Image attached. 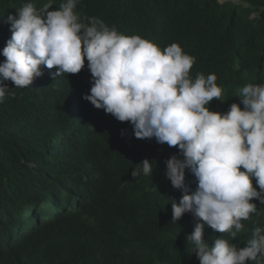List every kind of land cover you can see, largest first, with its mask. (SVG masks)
Returning <instances> with one entry per match:
<instances>
[{
  "label": "trees",
  "instance_id": "16d2710c",
  "mask_svg": "<svg viewBox=\"0 0 264 264\" xmlns=\"http://www.w3.org/2000/svg\"><path fill=\"white\" fill-rule=\"evenodd\" d=\"M239 1L79 0L75 11L161 49L178 43L195 57L193 78L216 74L224 100L208 107L226 113L233 103L243 109V86L264 84V0ZM26 2L0 0V52L11 36L7 16ZM87 63L56 78L42 66L32 85L0 103V264H199L186 237L200 221L191 213L171 221L182 191L166 178L165 161L182 158L178 148L136 138L130 122L83 99L92 84ZM145 158L152 176L132 177ZM185 182L195 191L187 168ZM252 202L258 215L230 240L241 248L255 227L264 229V204ZM223 236L230 239L204 224L209 246Z\"/></svg>",
  "mask_w": 264,
  "mask_h": 264
},
{
  "label": "clouds",
  "instance_id": "9594fccd",
  "mask_svg": "<svg viewBox=\"0 0 264 264\" xmlns=\"http://www.w3.org/2000/svg\"><path fill=\"white\" fill-rule=\"evenodd\" d=\"M53 3L45 0L37 8L28 0L7 16L11 36L0 52L5 57L0 62V103L15 95L11 89L32 85L43 75L42 66L55 68L56 78L78 74L86 58L92 84L83 99L120 122H130L136 138H155L178 148L182 158L172 155L165 161L166 178L182 191L179 202H171V221L177 223L185 213L200 221L186 237L199 264H264L261 227L253 229L245 247L230 242L244 230L242 221L258 215L253 198L264 204V84L240 89L243 109L233 103L226 113L212 111L210 102L224 100L217 76L198 72L193 78L195 57L178 43L161 49L97 17L82 19L75 11L79 0H62L50 10ZM153 168L145 158L131 175L152 176ZM186 168L198 181L195 191L185 182ZM204 224L230 239L215 238L209 246Z\"/></svg>",
  "mask_w": 264,
  "mask_h": 264
},
{
  "label": "rangeland",
  "instance_id": "374dc122",
  "mask_svg": "<svg viewBox=\"0 0 264 264\" xmlns=\"http://www.w3.org/2000/svg\"><path fill=\"white\" fill-rule=\"evenodd\" d=\"M221 2H226V1H233L235 3H241L239 0H220Z\"/></svg>",
  "mask_w": 264,
  "mask_h": 264
}]
</instances>
